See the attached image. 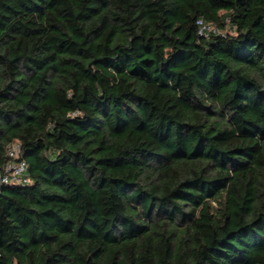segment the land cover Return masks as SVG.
<instances>
[{
    "label": "trees",
    "instance_id": "obj_1",
    "mask_svg": "<svg viewBox=\"0 0 264 264\" xmlns=\"http://www.w3.org/2000/svg\"><path fill=\"white\" fill-rule=\"evenodd\" d=\"M13 142L0 264H264V0H0Z\"/></svg>",
    "mask_w": 264,
    "mask_h": 264
},
{
    "label": "built area",
    "instance_id": "obj_2",
    "mask_svg": "<svg viewBox=\"0 0 264 264\" xmlns=\"http://www.w3.org/2000/svg\"><path fill=\"white\" fill-rule=\"evenodd\" d=\"M201 33L220 32V30L207 23L202 19L198 20ZM22 145L20 142H13L7 148V155L9 159L3 164H0V192L5 185L23 184L30 182L28 173V163L21 157Z\"/></svg>",
    "mask_w": 264,
    "mask_h": 264
}]
</instances>
